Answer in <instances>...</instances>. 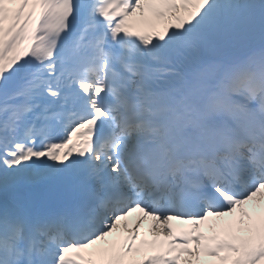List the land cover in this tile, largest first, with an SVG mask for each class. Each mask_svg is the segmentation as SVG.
Listing matches in <instances>:
<instances>
[{"label":"snow or ice","instance_id":"6c2138e0","mask_svg":"<svg viewBox=\"0 0 264 264\" xmlns=\"http://www.w3.org/2000/svg\"><path fill=\"white\" fill-rule=\"evenodd\" d=\"M0 264H264V0H0Z\"/></svg>","mask_w":264,"mask_h":264},{"label":"rangeland","instance_id":"374dc122","mask_svg":"<svg viewBox=\"0 0 264 264\" xmlns=\"http://www.w3.org/2000/svg\"><path fill=\"white\" fill-rule=\"evenodd\" d=\"M131 219H133V218H131ZM147 227H148V223L146 222V223L142 226V229H141V230H145Z\"/></svg>","mask_w":264,"mask_h":264},{"label":"bare ground","instance_id":"6f19581e","mask_svg":"<svg viewBox=\"0 0 264 264\" xmlns=\"http://www.w3.org/2000/svg\"><path fill=\"white\" fill-rule=\"evenodd\" d=\"M177 224H176V222H173V227H175Z\"/></svg>","mask_w":264,"mask_h":264}]
</instances>
